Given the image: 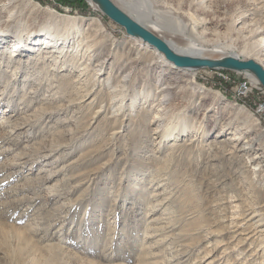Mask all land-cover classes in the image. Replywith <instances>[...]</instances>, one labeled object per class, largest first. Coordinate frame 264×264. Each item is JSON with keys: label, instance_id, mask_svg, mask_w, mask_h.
<instances>
[{"label": "rangeland", "instance_id": "obj_1", "mask_svg": "<svg viewBox=\"0 0 264 264\" xmlns=\"http://www.w3.org/2000/svg\"><path fill=\"white\" fill-rule=\"evenodd\" d=\"M83 1L76 10L56 0L0 9V27L13 33L0 43V264H264L262 226L247 222L251 209L264 212V178L238 150L254 137L262 153L264 138L225 107L239 105L264 132L263 88L257 82L238 100V82L253 76L226 70L187 71L190 82ZM145 4L172 38L189 39L193 19L203 20L196 30L205 31L210 58L264 57V0ZM65 18L97 21L103 46L76 55V38L60 44L61 54H74L63 66L53 57L36 63L28 43L10 56L14 32ZM18 60L30 68L16 69ZM198 87L222 101L202 99ZM236 132L246 136L234 151L209 144Z\"/></svg>", "mask_w": 264, "mask_h": 264}, {"label": "bare ground", "instance_id": "obj_2", "mask_svg": "<svg viewBox=\"0 0 264 264\" xmlns=\"http://www.w3.org/2000/svg\"><path fill=\"white\" fill-rule=\"evenodd\" d=\"M87 1L90 4H92L90 0H87ZM111 1L114 4L118 5L136 23H138L140 26L148 29L154 35H156L161 40H163L170 47V49L172 51H174L176 54L183 55V56H189V57L215 59V58H210L209 56H206L209 52H212V51L208 52V50H209L208 48L210 46V43L206 42L207 41L206 36H204L205 31L202 30L200 32H197V30H196L197 25L205 24L203 20L196 19V18L193 19L194 20L193 26L191 27V30L188 33L189 39L172 38L171 36H167L166 34H164L161 30H157L156 25L149 21L148 13L146 11V10H149V7H147V5L145 4L146 0H143L144 2L143 1L134 2L133 0H129V1L111 0ZM11 2H12V0H0V9H7L10 6L9 4ZM92 6L94 9H96V7H94L93 4H92ZM65 19H67L66 20L67 22L64 21V24H61V25H56L54 23L52 25H45V26L40 27L39 29H36L33 31L32 30L31 31L25 30V32L24 31L14 32L15 44L12 45V50L9 52L10 56L11 57H19L20 52L22 50V47L24 45L26 46V43H28V44H30V46L32 45L31 47L27 48V50H30L29 52L34 53V52L39 51L38 58H36L37 59L36 63H42V61L50 60L53 57V60L56 59L55 60L56 64L59 62L60 65L63 66V65L68 64L67 63L68 60L66 58L69 55H71L73 57L74 54L69 53L68 50L65 51L66 54H61L64 49L63 50L59 49V51H58V47H57L58 45L62 44L60 47L64 48L65 45L68 44V47H69V43L71 42V40L76 38L75 42H77V44L74 47V49H75L74 53L76 55H78V54L83 55L82 51L85 52L88 49L89 50L93 49L95 52V50H98L103 46V43H104L103 37L104 36L101 35L102 28L100 27V24H98L97 21L92 20V19H84V18H79V19L65 18ZM194 24H195V26H194ZM93 26L95 27V29H91V31H95V34L91 35V33H89V31H90L89 29H90V27H93ZM85 27H87V28L85 29ZM7 30L8 29H6V28L0 27V43L2 42V39H5V36L10 33ZM238 30H239V28H238ZM85 32H87V33H85ZM23 33H25V36L22 35ZM10 34H13V33H10ZM130 38L132 39L133 42H135L137 47L148 48L151 52L156 54L158 58H157V61H155V63H162L166 68L179 70L181 75H184V76L188 75L189 79L191 80L190 82H193V75L192 74L189 75V73L187 72V71L192 72L193 70H190V69L180 70V69L176 68L173 64L167 62L165 60L164 56L160 52H158L155 48L149 46L147 43H144L141 40L135 39L133 37H130ZM259 41L264 44V37L261 38V40H259ZM6 47H7V45L0 47L1 48L0 49V56H2V55L4 56L7 53ZM51 47H53L55 50L52 49ZM48 48H51V49H48ZM67 52H68V54H67ZM262 52H264V50H262ZM39 55H41V56H39ZM231 57L239 59L235 55H232ZM32 58H34V57H31V59ZM218 58H220V57H218ZM41 59H42V61H39ZM33 60H35V59H33ZM251 60L253 62H255L256 64L260 65L264 69V57L263 58H257V59L252 58ZM27 62L28 61L25 62L26 64L25 63L23 64V62L21 60H18L16 63V65H17L16 69H18L20 67H22V69L30 68V67H27ZM150 63L153 64L154 62L153 63L150 62ZM102 65H103V61H99V64L95 65L96 67H98V69H96V71L100 72L102 67H103ZM214 70H223V69H214ZM226 71H229V70H226ZM219 72H221V71H219ZM232 72H238V71H232ZM246 73H249V72H246ZM249 74L252 75L251 73H249ZM96 75H97V73L94 75V78H93L94 80H96V78H95ZM225 76H223V78H225ZM245 76L248 79H250V76L248 74H245ZM226 77H228V76H226ZM247 78H244L238 82V84L236 86V92L237 93L239 91L240 86L242 85V83ZM108 80L109 79L107 78L106 83H108ZM251 80H252L253 84L257 83L254 76L251 77ZM73 82H79V80L78 79L73 80ZM92 87H94V83H93ZM92 89L93 88H91V90L86 89L85 91H87V92L85 93L84 97L92 94L91 93ZM196 93L201 95L202 99L212 98L214 100V103H216V102L220 103L222 101L220 94L218 92H215V91H211L208 89H203L202 87H198ZM98 94L99 93H97V95ZM97 95L95 94V96L89 101V104H92L94 102ZM239 99L240 98H238V100ZM111 100H114V98H112ZM110 104H111V102L109 103V105ZM225 107L228 109V112L230 110L232 115H235V116L241 118L245 123H248V124H246L247 128L243 127L247 130V132H249V130L252 131L253 126H255V127L258 126V127H256V131L259 130L260 134L262 135V138H264V132L262 130H260V128H259L258 119H256V118L250 119L249 118L250 115H248L246 113V111H244V109H242V107H240L239 105L226 103ZM121 109H122L121 105L117 106V111H120ZM154 119H159V117L155 115ZM229 123L230 122L225 123V125L222 127L229 126ZM2 124H3V122L0 123V125H2ZM169 130H170V128L164 129V136L163 137H165V138L171 137L172 134L169 132ZM244 134L246 136V132H244V133L236 132L235 134L228 136L227 138H221L220 141L212 140V141H210L209 144H211V145L216 144V145H221V146H225V147L228 146L227 148L230 147V149L232 148L231 150H233V148L236 149L237 141L239 143H241V140L244 138V136H243ZM255 141H256V139L254 137L245 138L243 145L238 150L240 152H242L244 155L253 156L250 159V163L255 164L254 167L257 168L256 170H259L260 173H262V177L264 178V152H262V153L254 152ZM174 145H175V142L172 143L171 146H174ZM230 152H232V151H230ZM263 210H264V208H263ZM247 217H248L247 222L253 228H258V227L262 226V236H263L264 235V212H262V214H261V213H259L258 210L251 209L249 211V213L247 214ZM241 240L244 241L246 239H241Z\"/></svg>", "mask_w": 264, "mask_h": 264}, {"label": "water", "instance_id": "obj_3", "mask_svg": "<svg viewBox=\"0 0 264 264\" xmlns=\"http://www.w3.org/2000/svg\"><path fill=\"white\" fill-rule=\"evenodd\" d=\"M96 9L111 22L122 28L127 36L141 40L160 52L165 60L180 70L223 69L251 73L264 90V69L252 60H240L231 56L215 59L189 57L176 54L159 37L140 26L111 0H90Z\"/></svg>", "mask_w": 264, "mask_h": 264}, {"label": "built area", "instance_id": "obj_4", "mask_svg": "<svg viewBox=\"0 0 264 264\" xmlns=\"http://www.w3.org/2000/svg\"><path fill=\"white\" fill-rule=\"evenodd\" d=\"M223 73H219L218 75H222ZM223 76V75H222ZM243 82V81H242ZM255 87V89H259V87L257 86V84H252L251 80L250 79H246L242 85L240 86L239 88V91L238 93L236 92V89H235V94L238 98H244L248 92H250V89L253 90V88ZM258 87V88H257ZM262 112L264 113V104H262Z\"/></svg>", "mask_w": 264, "mask_h": 264}, {"label": "trees", "instance_id": "obj_5", "mask_svg": "<svg viewBox=\"0 0 264 264\" xmlns=\"http://www.w3.org/2000/svg\"><path fill=\"white\" fill-rule=\"evenodd\" d=\"M56 1L59 4H62L64 6H68V7L74 8V10L78 9V6L76 4L77 2L83 3L85 5L83 0H78L77 2H75V1L73 2V1H69V0H56Z\"/></svg>", "mask_w": 264, "mask_h": 264}]
</instances>
